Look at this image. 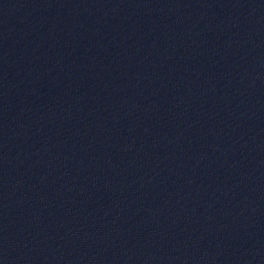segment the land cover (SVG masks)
<instances>
[{
  "label": "water",
  "instance_id": "obj_1",
  "mask_svg": "<svg viewBox=\"0 0 264 264\" xmlns=\"http://www.w3.org/2000/svg\"><path fill=\"white\" fill-rule=\"evenodd\" d=\"M0 264H264V0H0Z\"/></svg>",
  "mask_w": 264,
  "mask_h": 264
}]
</instances>
